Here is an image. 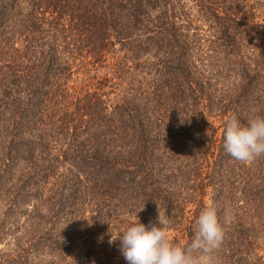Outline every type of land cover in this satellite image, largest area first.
I'll use <instances>...</instances> for the list:
<instances>
[{
	"label": "trees",
	"instance_id": "obj_1",
	"mask_svg": "<svg viewBox=\"0 0 264 264\" xmlns=\"http://www.w3.org/2000/svg\"><path fill=\"white\" fill-rule=\"evenodd\" d=\"M0 49L19 95L6 127L29 125L38 141L7 146L24 164L16 186L0 174L7 212L32 236L15 237L11 264H27L35 235L83 205L101 229L88 262L127 264L109 243L122 234L110 232L113 213L151 227L158 204L187 244L209 203L222 224L233 217L213 264H264V155L244 164L223 146L232 115L264 116V0H0ZM129 71L140 85L130 95Z\"/></svg>",
	"mask_w": 264,
	"mask_h": 264
},
{
	"label": "rangeland",
	"instance_id": "obj_2",
	"mask_svg": "<svg viewBox=\"0 0 264 264\" xmlns=\"http://www.w3.org/2000/svg\"><path fill=\"white\" fill-rule=\"evenodd\" d=\"M2 56L3 54L0 49V174L4 178L3 181L5 187L7 188V186L10 187V185H12L13 188L14 185L16 186L19 183L17 179H19L20 168L24 167V164L19 163V165H15L14 162L11 163V159L7 158L8 154H6L9 149L7 146L9 144H11V146L13 144H17L18 148H21V151L24 152V148L27 143H30L31 141L33 144H35L38 141L34 139L32 131L28 129L29 127L27 126L29 125L25 124L24 126L16 128V130H12L10 128L7 129L6 127V118L8 117V113L13 109L15 101L19 99V95L16 92L15 85L7 86V84L4 82V79H2L4 75L3 72L7 70L6 68L12 66V64H10L7 60L1 58ZM132 73L129 71V75L127 76L128 84L124 85L127 87L125 92L129 93L128 95L131 94L130 91L132 90H136L137 92L140 91L138 87L140 85L137 82V79L133 78L135 74ZM69 84H71V82H69ZM119 91H121V93ZM119 91L118 93L120 95H116V98H114L109 110H112L114 107L113 105L119 103L118 99L122 98L121 94L123 89H120ZM113 112L114 110H112V113ZM211 120L212 121H210L208 125L209 127H216L219 125V122L216 120ZM8 131L10 134H7ZM218 132H220V129ZM12 134L16 135L13 136ZM163 138L164 140L168 139L167 136H163ZM171 156L172 155H170L169 158H171ZM164 161L165 167L170 168L171 161L167 158H165ZM1 194L2 193L0 191V260H6L5 263L8 264L7 261L9 262V260L16 258V252L14 251L15 246H13L15 237L17 236L18 238V236H22V238H20L21 242L24 243V241H27L26 243H29V239L32 238V236L30 238H25L21 234V230L19 228L16 229V222L18 225L22 224L23 218L17 216L15 212H7L9 210L8 206H10V197L9 195H4V197H2ZM113 203L119 206V198L114 200ZM127 214L128 212H122L121 210L112 214V217H115L110 223V232H112L113 235H115L117 232L122 233L125 230V227L130 226L129 222L125 221L131 219V217H129ZM88 215L89 213L86 212V207L83 205L81 216L77 213H75V215H63V217L58 218L55 221L53 226L47 223L45 225L46 228L42 232H39L35 235L33 239L34 245L31 249L27 248V244L23 245L28 249L27 264H90L83 254L84 250H86L85 246L93 235L91 232H95L100 235L101 229L99 226H95L88 218L91 221V224H89L88 219H86ZM168 219L172 222L170 217H168ZM12 220H17L14 224L15 230L13 229L14 226L11 225V222H14ZM168 232L169 239L174 244L184 245L187 242L178 227L171 228L168 226ZM88 235L91 237H88ZM101 236H103L102 233ZM53 239L56 241H53ZM51 240L56 244H53L54 246L52 245L49 248L48 244ZM105 243L106 241H104L103 244ZM115 244L116 245L113 247V249L115 254H119L120 247H118V242L115 241ZM102 248H105V246ZM108 253L112 254V252ZM259 254L262 256L264 261V249H262ZM100 255L104 256L105 254ZM100 262L101 264H105V261L101 260ZM9 264L11 263L9 262Z\"/></svg>",
	"mask_w": 264,
	"mask_h": 264
},
{
	"label": "clouds",
	"instance_id": "obj_3",
	"mask_svg": "<svg viewBox=\"0 0 264 264\" xmlns=\"http://www.w3.org/2000/svg\"><path fill=\"white\" fill-rule=\"evenodd\" d=\"M223 146L230 157L244 164L264 155V116H254L242 124L237 116L232 115L226 123ZM157 210L158 223L151 227L138 218L122 234L115 238L111 236L110 244L120 241L119 251L127 264H213L212 254L221 247L226 234L225 225L232 221L230 213L225 212L222 224L217 208L209 203L195 222L191 241L178 245L169 239L168 216L161 212L158 204Z\"/></svg>",
	"mask_w": 264,
	"mask_h": 264
}]
</instances>
